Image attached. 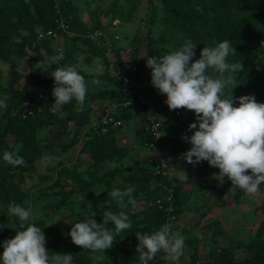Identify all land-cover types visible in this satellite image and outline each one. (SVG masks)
Instances as JSON below:
<instances>
[{
  "label": "rangeland",
  "instance_id": "obj_1",
  "mask_svg": "<svg viewBox=\"0 0 264 264\" xmlns=\"http://www.w3.org/2000/svg\"><path fill=\"white\" fill-rule=\"evenodd\" d=\"M14 1L0 0V97L7 99L10 87L19 89L37 81L42 87L36 100L0 111V126L9 117L20 118L5 138L8 151L18 152L25 160L23 165L11 166L7 184L0 186V224L4 226L0 241L14 236L19 228L9 214V205L15 201L31 208L38 226L56 232L55 239L45 244L49 254H56L49 248L56 244V252L73 254L74 264H137L135 232L151 233L165 223L184 237L177 264H224L220 260L224 249L249 240L264 222V184L246 195L232 183L226 187L225 178L216 179L218 172L206 168V161L191 164L183 158L190 144L182 136L191 135L188 124L195 119L194 112L168 108L165 95L150 83L145 55L165 54L191 38L197 44L193 57L197 59L201 40L214 45L227 39L236 49L228 61L243 65L233 74V96L252 94L264 102V0H200L174 14L166 6L171 0H69L80 23L90 27L88 36L97 52L82 42L78 24H70L73 18L62 12L60 0H19L33 27L52 26L57 32V38L47 40L48 50L33 40L22 19L9 17L8 6ZM183 14L190 16L191 25L175 30ZM61 24L67 25V32L60 29ZM57 49L63 50L64 59L41 69ZM64 64L80 65L88 91L82 107L73 100L54 114L50 73ZM120 74L130 78L132 88L147 93L141 96L151 100L156 111L165 110L155 133L144 122L138 103V110L121 127L107 126L103 132L94 123L105 111H121L118 98L101 94L119 88L110 78ZM172 112L186 113L187 121H169ZM45 156L55 159L45 161ZM174 178L182 180L179 188ZM113 187L133 188L135 205L121 209L113 200L110 208L126 211L132 227L119 233L105 251L74 244L64 231L78 218L94 216L99 221ZM245 254L236 250L233 264ZM149 264L169 261L161 251Z\"/></svg>",
  "mask_w": 264,
  "mask_h": 264
},
{
  "label": "clouds",
  "instance_id": "obj_2",
  "mask_svg": "<svg viewBox=\"0 0 264 264\" xmlns=\"http://www.w3.org/2000/svg\"><path fill=\"white\" fill-rule=\"evenodd\" d=\"M196 45L191 38H186L175 50L159 56L145 55L146 66L151 69L150 83L165 95L170 110L183 107L194 112L195 119L188 124L191 135L182 136L190 144L183 158L191 164L207 161L219 169L214 174L216 179L222 181L227 177L234 187L251 195L264 184V102H258L252 94L233 96L232 89L236 86L233 74L243 65L228 61L236 52L229 40L204 45L199 58L193 59ZM63 59V50L57 49L41 69L46 70ZM50 75L54 80L52 113H58L73 100L78 106L84 105L88 87L79 64L53 68ZM229 85H232L231 92L225 95ZM7 106L6 98L0 97V111ZM0 159L14 167L25 163L16 151L5 150L0 153ZM54 159L44 157L45 161ZM108 195L110 199L103 204L109 206L104 207L100 222L94 216H85L71 225L67 235L74 244L93 252L105 251L112 247L119 233L132 227L126 211L114 212L110 208L113 200L121 209L135 205L133 188L113 187ZM9 214L17 219L19 228L15 229L14 236L0 241L3 247L0 264H74L70 252L49 254L45 247L46 235L35 223L36 215L31 208L13 201ZM3 228L0 224V229ZM135 235L137 264H149L161 251L169 264H177L185 248L184 237L172 232L167 223L151 233L136 231Z\"/></svg>",
  "mask_w": 264,
  "mask_h": 264
},
{
  "label": "trees",
  "instance_id": "obj_3",
  "mask_svg": "<svg viewBox=\"0 0 264 264\" xmlns=\"http://www.w3.org/2000/svg\"><path fill=\"white\" fill-rule=\"evenodd\" d=\"M200 0H171L169 3L166 4L168 11L171 13H176L178 11H180V9H185L188 8V6L193 5L194 3H198ZM209 2L212 3L213 0H208ZM60 4H61V9L62 12L65 13V15H71L73 20H70V24L72 23L74 24H78V27L76 28L77 31L80 33V38L82 40V42L84 44H86L88 46V48L90 49V51L92 52H97V49L95 47H93L90 38L88 36V32L90 30V27H85L83 24L80 23L79 18L76 14V9L72 6H70V2L69 0H60ZM9 10L8 12L10 13L11 16L9 17H17L22 19L23 23L26 25L27 27V31L28 33H30V36L33 37L34 41H36L39 45L42 46H46L47 50L48 47L46 44L47 41H39L37 40V31L39 29H47V28H52V26H43V25H36L33 27L34 22L31 21L28 17H27V12L26 9L24 8V5L22 4L21 1L16 0L12 3H10V5L8 6ZM1 14V12H0ZM1 16V15H0ZM76 22V23H75ZM191 25L190 22V16L188 14H183L179 21L176 22L175 26L173 27L175 29V27L179 26V27H188ZM75 26V25H74ZM54 28V27H53ZM172 28V29H173ZM175 30H178L175 29ZM213 46V43L208 42L207 39L201 40L199 42V46L202 48L203 46ZM118 77V76H117ZM114 82H116L119 85V88L114 91V90H103L102 91V95L104 94H110L113 98H118L121 101V111L118 112V117L122 119V121L124 122L125 120H127L128 118H130V116L134 115V112L131 111V105H127V106H123V102L126 100H131V102L133 103H138L139 106L142 107V117L143 119L146 118L147 116V109L145 104H142L139 100V96L141 95H146V92H138L135 88H132L131 83H130V78H129V88L131 89V91H124L123 90V83L122 80L119 78H110V80H112ZM41 87H42V83L37 81L34 82L33 84L29 85V86H25L23 88H7L6 91L9 93V97L6 99L7 100V108H16L19 104H22L25 101H34L36 100V98L38 97L39 93H41ZM27 103V102H26ZM151 114H154L156 117H160V114H164L165 110L163 109V107L161 108H157L153 109L151 112ZM187 114L186 113H182V114H178V113H174L172 112L169 115V121H176V122H183V121H187ZM19 117L18 116H12L9 117L7 119V121L0 126V153H3V151L8 150V140H6L5 136L14 131V128L16 125L19 124ZM194 121V119L192 120ZM190 121V122H192ZM122 125V124H121ZM121 125L118 126H111L109 125V128H114V127H121ZM107 128V129H109ZM144 130V129H143ZM104 132V131H103ZM204 163V162H203ZM206 168H209L211 170H214L216 172L219 171L218 168L210 166L208 164V162L206 161ZM11 169V165L7 164L5 161H3L2 159H0V186H5L4 184H7L6 181V175L9 173ZM250 171V170H248ZM225 181H224V185L227 187L228 185L231 184V181L228 180L227 177H224ZM173 181L177 182L178 184V188L180 183L182 182V180L178 179V178H174ZM16 189V187H14ZM13 188V191H14ZM100 220L97 222H100L102 220V214L100 212ZM93 218H97V217H93ZM39 224V223H38ZM39 227L42 228V230L44 231L45 235H46V241H48L49 239L54 240L56 235H53V233H56L55 231L51 230V229H47V227L40 225ZM66 234L69 231H64ZM263 232H264V222L262 224H260L255 232V234L249 238V240L247 241H243V240H238L236 242L231 243L229 248H225L223 253L221 254V261L224 264H233L234 262V255H235V251L236 250H242L244 251L246 254L245 256L238 262V264H261L262 261L264 260V238H263ZM50 251L52 253H56V251L58 250L55 246H49ZM59 251V250H58ZM77 264H83V262L79 261Z\"/></svg>",
  "mask_w": 264,
  "mask_h": 264
},
{
  "label": "built area",
  "instance_id": "obj_4",
  "mask_svg": "<svg viewBox=\"0 0 264 264\" xmlns=\"http://www.w3.org/2000/svg\"><path fill=\"white\" fill-rule=\"evenodd\" d=\"M66 25V24H65ZM62 31L67 32V25L66 27L61 24ZM37 40L39 41H47L51 38H57V32L53 28H47V29H39L37 31ZM59 48V47H58ZM119 79L122 80L123 83V90L124 91H131L129 88L128 82L129 78L125 74H120L118 76ZM139 100L142 104H145L146 109H147V116L144 120L145 123H149L150 125V131L155 133L157 130V125L159 124L160 117H156L154 114H151L150 112L154 109L153 102L149 99H146L142 96H139ZM131 105V111L135 112L138 110V107L135 103L131 102V100H126L123 102V106ZM122 119L118 117V114L113 112L112 110L105 111L100 115V118L98 121H95L94 123H98L97 125L100 127L101 131H105L107 126H118L122 124Z\"/></svg>",
  "mask_w": 264,
  "mask_h": 264
}]
</instances>
